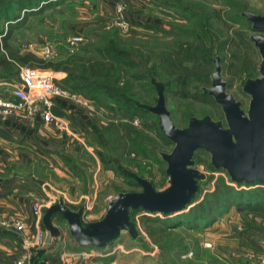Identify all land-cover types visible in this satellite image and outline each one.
Here are the masks:
<instances>
[{
	"label": "rangeland",
	"instance_id": "obj_1",
	"mask_svg": "<svg viewBox=\"0 0 264 264\" xmlns=\"http://www.w3.org/2000/svg\"><path fill=\"white\" fill-rule=\"evenodd\" d=\"M26 1L0 0V11L8 9V12H12V9H16L20 15L19 20L23 19L21 4L24 5ZM39 3H51V6H43L45 8L39 11L40 14L25 17L9 41L19 54L31 53L44 60L61 61L79 54L92 56L97 49L109 48L108 43L111 42L113 49L129 54L135 66L128 67L121 59L113 74L117 79L116 89L123 91L120 92L121 95L130 100L125 102L123 108L111 102L95 104L86 96L70 91L62 85L67 74L51 70V75L58 79L64 89L78 99L90 102L91 111L80 103L62 99L72 105L74 110H82L81 113L89 117L91 122L84 119L79 126L82 130H79L76 137L69 130L72 127L67 121H64V128L53 129L52 138L59 142L64 140L67 144L66 147L62 146L67 149H64L63 154L75 157L79 154L76 152L78 148L86 151V154H79L76 176L67 174L68 172L65 177L59 176L52 169L51 180L45 185L49 197L37 199L45 203V210L59 201L71 210L84 205V221H98L105 214L108 200L118 192L140 190L138 186L131 184L127 172L145 178L157 191L167 188L169 179L160 154L170 152L171 145L157 136L153 126L157 121L155 117L147 119L143 118L142 112L129 111L138 103H156V93L150 79L164 86L165 105L177 127H186L192 116H208L216 121H224L219 106L196 102L192 98L193 85L188 87L190 91L186 95L182 94L180 88L173 86L174 71L164 68L162 64V58L170 51L183 48L186 52L183 66L187 67L191 64L190 57L194 47H209L212 51L210 72L214 71V60L218 56L220 76L226 83V91L241 103L242 109H247L249 97L242 92V86L247 78L259 77L257 67L260 56L255 49L253 52H246L247 59H244V50L241 51L234 40L238 36L249 39L253 34L249 29L250 25L238 17L244 11L264 15V0H43ZM120 3H123V7L118 12ZM213 15L219 16L222 22ZM3 25V18L0 17V27ZM72 35H80L82 39L78 44L69 46L67 39ZM46 44L53 49L50 58H42L41 48ZM117 56L124 57L122 54ZM132 74L136 77H132ZM15 80L11 78L6 81L0 77V91L6 90V85ZM208 87L209 84H200L198 89ZM110 107L116 110L112 111ZM57 109H61L58 104L55 113ZM128 112L132 116L130 119ZM0 114L15 115L1 111ZM56 116L59 117L58 114ZM128 126L144 145L136 148L130 145L126 136ZM86 129H90L88 134L85 133ZM93 129H97L98 141ZM59 135L61 138L56 137ZM73 143L75 146L72 147ZM101 154L105 162L100 159ZM193 162V167L201 171L205 179L199 182L191 204L180 213L168 215L139 211L132 218L138 235L137 241L128 233L122 232L105 249L95 250L90 247L79 251L72 246L74 241L69 235L67 224L56 220L53 224L58 229L59 236L55 240H49L48 233L42 226L45 243L31 255L30 264H40L43 256L57 257L62 253L76 257L73 262L77 261L78 264H110V261L114 264H233L236 259L238 264H264V236L256 237L257 250L248 241L245 250L238 249L241 242L233 235V229L238 227L242 214L230 205L227 196H220L218 193V189L225 183L240 191L243 198L253 200L254 191L264 194V185L238 186L230 183L225 171H214L208 167L209 155L201 149L195 152ZM60 171L62 175L63 172ZM216 206H223L222 215L214 214L213 208ZM246 212L243 214L255 216L260 222L264 221L260 213ZM178 214L196 219V224L172 228L164 224ZM204 215L211 216L206 223L202 219ZM9 217L22 220L28 226L21 217ZM6 229L19 239L12 227ZM185 253L187 254L184 255Z\"/></svg>",
	"mask_w": 264,
	"mask_h": 264
},
{
	"label": "water",
	"instance_id": "obj_2",
	"mask_svg": "<svg viewBox=\"0 0 264 264\" xmlns=\"http://www.w3.org/2000/svg\"><path fill=\"white\" fill-rule=\"evenodd\" d=\"M243 16L251 24L250 40L260 56V76L245 80L242 86V92L249 97L247 109H242L241 103L226 91L219 58L214 61L211 85L204 91L221 107L224 123L209 117H191L185 128H178L160 90L156 104L148 110L157 116L163 134L173 143L170 152L161 154L169 179L167 188L157 191L149 181L136 177L141 191L120 192L110 198L105 214L95 222L84 221V205L71 210L59 201L48 207L42 217L49 240L59 236L53 223L62 220L77 245L103 248L122 232L136 238L135 226L130 221L133 209L158 214L180 213L191 202L197 180L205 178L193 167L192 157L200 149L209 155L213 168L225 171L233 183H264V15L244 12Z\"/></svg>",
	"mask_w": 264,
	"mask_h": 264
},
{
	"label": "trees",
	"instance_id": "obj_3",
	"mask_svg": "<svg viewBox=\"0 0 264 264\" xmlns=\"http://www.w3.org/2000/svg\"><path fill=\"white\" fill-rule=\"evenodd\" d=\"M42 1L43 0H27L24 5L21 4V7H22L21 11H23L24 18L30 15L40 14L39 11L45 8L43 6H47V7L51 6L50 5L51 3L50 4L45 3V4L40 5L41 3L39 2H42ZM11 11L12 12H8V9L0 11V17L3 18V23H4V25L0 27V70H1L0 77L1 78L8 79V80L13 78L14 80L15 77L17 76V72L20 66L32 65L36 67L47 68V69H50L56 72H65L67 74V78L63 81L62 85L68 88L72 92L79 93V94L86 96L88 100L90 101L92 100L94 103L96 102L102 105L103 102H107V103L111 102V103L118 104L120 108H123L126 101L130 102L128 98H124V95H121L120 92H123V91H118L116 89L115 85H116L117 79L113 77V74H115L116 72V64L119 63L121 59H123V62H125L126 66L130 68L135 67L129 57V54L121 53V51L113 49L114 46H112L111 42H109L108 44L112 48L102 47L94 51V54L92 56H86V55L79 54V55H73L61 61L44 60V59L34 56L31 53L19 54L13 49L11 42L9 41L15 29L19 27V25L24 20V18L19 20L20 15L16 11V9L15 10L12 9ZM244 12L240 13L238 19L244 20L245 22H247V24L250 25L249 27L250 31H252L251 24L243 16ZM213 17H215L220 23L222 22L220 21L219 16L213 15ZM250 36H249V39L246 37H242V36L235 37L236 41L234 40L235 38L233 39L235 44L240 47L241 51L244 50V54H243L244 59H247L246 52H253L256 49L252 41L250 40ZM193 50L194 52L192 54V57H190L193 59V61L192 59H190L191 64L188 65L189 67L183 66L184 60L186 58V52L183 48H179V50H175V51H170L169 53L164 55V58H162V64L164 68L174 71L173 86L180 88L183 95H186L188 93V90L190 91V88L188 89V87L193 85L191 86V89L194 90V92L192 93V98L196 102H202L205 104L208 103V104H213L214 106L216 105L219 106L218 104L215 103L214 99L204 91V88L202 90L198 89V86L200 84H209V87L211 85L210 76L212 73L210 72L209 67L211 65L210 56L212 54V51L209 47L207 48L194 47ZM120 54L124 55V57L117 56ZM216 58H218V56H216L215 59ZM219 64H220V59H219ZM137 70L140 71L141 69H137ZM257 70H258V67H257ZM258 73H259V70H258ZM125 74L127 73L125 72ZM131 76L134 77L135 75L132 74ZM247 79H254V78H247ZM150 84L154 87L153 89L156 93V102H157L158 92L160 90H163V94L165 98V88L161 83L155 81L154 79H150ZM150 106H153V105L138 103V104H135L134 109L131 108L129 109V111H132L134 113L142 112L144 114L143 118H147V119H151L152 117H155L157 121L153 123V126L155 127V130L157 132V136L160 139L165 140L167 144L171 145V149H172L173 143L163 134L159 126L157 116H155L148 110V107ZM110 109L112 111L116 110L115 108H111V107ZM128 118L129 119L132 118V116L129 115V112H128ZM223 118H224V115H223ZM198 119H203V118H198ZM222 123H224V121ZM143 125H146V124H143ZM107 131L108 129H106V133ZM94 134H96L97 141H98L99 134L97 133V129L94 130ZM126 136L132 147L136 148V146L139 147L143 144L142 142L138 140L139 136H137V134L133 131L131 127L128 128V131L126 132ZM82 149L84 150V148ZM81 152H82L81 153L82 156L86 154L85 153L86 151H81ZM79 154L76 155L75 157L63 154L60 157L61 158L60 165L65 170V172H68L67 174L76 176L75 175V171H77L76 162L77 160H79V157H80ZM161 154H160V159H161V162L164 163L161 158ZM89 158H90V155H89ZM193 158H194V155L192 157V161H193ZM100 159L105 162L104 156H102V154L100 155ZM193 165H194V162H193ZM208 167H210L214 171H218L217 169L213 168V166L211 165L210 158H209ZM127 177L129 178V181L131 182V184H133L134 186H138L140 188L139 191H141V186L136 181V177H139V176L134 175L130 172H127ZM139 178H142V177H139ZM142 179H145V178H142ZM202 181L203 180H197L196 182L197 188L192 197V200L194 199L197 193L199 182H202ZM229 182L233 183L230 179H229ZM243 184L244 183H240L237 185L239 186ZM254 184L264 185V183H260V182H255L253 183V185ZM244 185H252V184H244ZM234 190L235 189L232 186L224 183L221 186V188L218 189V193L220 196H227V198L229 199V202L231 203L230 205L234 207L238 213L242 214V217L240 218L239 223H238V227H235L233 229V235H235V237H237L241 242L238 244V249L245 250L246 249L245 246L248 241V244L253 246V248L257 250L258 245L256 244L255 239L256 237H258V235L259 237L264 236V221L260 222L258 221L257 217L255 216L248 217L247 215H244L243 213L246 211L253 212L255 214L260 213L259 215H261L262 217L261 219L264 220V194H262L261 191H254L255 193H253V197L255 198L252 200V198H247V199L243 198L242 193L240 191H236V190L234 191ZM133 192H138V191H133ZM191 202L189 204H191ZM189 204H187V206ZM213 210H214V214L216 215H222L224 212L223 206H216L215 208H213ZM139 211L146 212L141 208L131 210V213H130L131 222H132L133 216L137 214ZM164 215H168V214H164ZM204 216L205 217H203L202 219L206 223L207 222L206 220L210 219L211 216L210 215H204ZM195 220L196 219H192L190 217H185V216L183 217V215L178 214L177 216L174 217V219L166 220L164 224L168 225V227H171V228L174 226H189V225L194 226V224H196ZM137 236L133 240L137 241L138 240ZM113 241L109 242L108 244L112 243ZM40 252L43 253L42 251ZM40 252L38 253L39 255H40ZM186 254L187 253H185L184 255ZM237 260L238 259H236V261ZM236 261L232 263L238 264V262Z\"/></svg>",
	"mask_w": 264,
	"mask_h": 264
},
{
	"label": "crops",
	"instance_id": "obj_4",
	"mask_svg": "<svg viewBox=\"0 0 264 264\" xmlns=\"http://www.w3.org/2000/svg\"><path fill=\"white\" fill-rule=\"evenodd\" d=\"M4 80L8 81V79ZM57 104L61 108L59 111L57 109L58 116L71 125L72 128L69 130H72L73 136L76 137L79 130H82L79 127L82 121L84 119L86 122L90 121L89 117L81 113L82 110H74V107L65 100L59 99ZM25 116V114L22 116L0 114V216L21 217L28 223L29 233H33L37 225L32 217L31 206L35 200L49 197L45 185L51 180L52 169L56 170L59 176H66L65 170L60 165V157L63 151L67 150L62 146L66 147L67 144L64 140L59 142L52 138L53 129L57 128L54 122H44L39 116ZM87 129L86 134L90 130ZM56 137L61 138V135ZM80 150L78 148L76 152L82 153ZM72 152L75 154V151ZM58 169L62 170V175ZM54 174L57 177L56 173ZM72 246L79 251L90 248L81 247L75 241ZM19 251L20 240L8 229L0 226V264H14ZM46 259L48 257L43 256L40 264H44ZM73 260H76V257L67 255L62 264H78ZM55 263L60 264L57 259ZM109 263L114 264L112 261ZM27 264H30V258Z\"/></svg>",
	"mask_w": 264,
	"mask_h": 264
},
{
	"label": "built area",
	"instance_id": "obj_5",
	"mask_svg": "<svg viewBox=\"0 0 264 264\" xmlns=\"http://www.w3.org/2000/svg\"><path fill=\"white\" fill-rule=\"evenodd\" d=\"M123 3L118 5V12L121 11ZM81 39L80 35H72L68 37L67 43L69 46L76 45ZM41 52L42 58H50L53 52L52 46L44 45ZM51 72L47 68L20 66L17 79L7 84L6 90L0 91V108L2 109L0 111L4 114L12 113L17 116H22V114L30 117L39 116L44 122H54L59 129L64 128L65 125V122L57 117L55 113L59 99H68L73 103H80L91 111L90 102L80 100L76 95L64 89L59 84L58 79L51 75ZM45 208V203L39 200H36L31 206L32 217L37 225L33 233H29L28 226L24 221L0 216V225L5 228L12 227L20 240L19 256L15 259L14 264H27V260L36 252V249L44 245L45 234L42 229V217ZM65 257V253L57 257H48L44 264H58L55 263L56 259L62 264Z\"/></svg>",
	"mask_w": 264,
	"mask_h": 264
}]
</instances>
